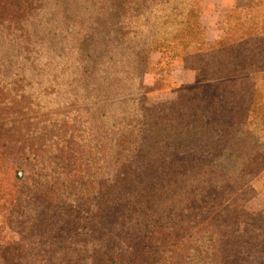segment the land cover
Masks as SVG:
<instances>
[{"label":"rangeland","instance_id":"rangeland-1","mask_svg":"<svg viewBox=\"0 0 264 264\" xmlns=\"http://www.w3.org/2000/svg\"><path fill=\"white\" fill-rule=\"evenodd\" d=\"M189 4L199 12L191 27L185 24ZM201 9L197 0H0V159L11 166L7 183L15 175L23 186L21 211L28 216L19 231L43 220L47 233L41 245L31 240L22 248L29 256L23 264H87L83 258L94 253L98 259L108 255L97 264H109L112 257L115 264H127L143 235L119 241L120 227L98 221L100 192L118 174L153 165L157 169L149 173L162 178L156 195L144 198L150 204L145 214L153 217L168 197L165 185L173 174L181 184L200 170L224 169L219 157L234 139L240 147L229 149L233 155L251 153L248 184L237 194H215L205 209L177 206L172 251L156 264H214L217 231L206 223L231 203L230 215L238 208L247 215L234 227L236 235H251L264 220V78L254 79L258 91L247 130L230 127L235 117L226 110L231 113L240 101L221 98L230 93L222 81H206L200 60L187 56L212 51L219 42L215 31L213 37L203 28ZM235 18L239 14L231 15V30ZM229 57L221 58L228 69ZM238 64L242 69L243 62ZM197 87L200 94L186 95ZM143 123L157 127L155 159L145 150ZM207 159L214 164L199 167ZM107 207L103 202L100 217L109 223L112 217L101 216ZM196 207L197 225L191 223ZM5 217L0 214V222ZM58 231L68 236L53 240Z\"/></svg>","mask_w":264,"mask_h":264},{"label":"trees","instance_id":"trees-1","mask_svg":"<svg viewBox=\"0 0 264 264\" xmlns=\"http://www.w3.org/2000/svg\"><path fill=\"white\" fill-rule=\"evenodd\" d=\"M251 1L252 0H247V3L250 4L249 9H254ZM188 8L191 9H187L185 12V24L191 27L195 24V19L199 12L197 9L193 10L191 4H189ZM243 13L244 12L233 13L237 15L239 14V19L235 18L234 20L235 27L238 25V20H244L245 15H243ZM231 15L227 17V21L223 27V37L214 50L207 52L199 51L198 53H195L196 55L189 54L187 56H196L197 60H200L197 66L199 68L203 67V70H205L206 73H203V75L208 77V79L205 78L206 81H222L220 87H223V89L226 88L230 93H220L221 98L223 95H226V98L228 97L227 99L229 100L237 98L240 101L237 104H234L238 106L233 107L231 113L229 110L226 111L229 114H233L235 117V126L230 127L239 126L240 128H245L248 120L250 121L251 106L254 103V96L258 91L254 79L260 77L261 79L264 78V40H260V37H251L253 33L255 34L257 32L255 30L247 31L236 28L235 30H231ZM231 35L233 36L232 40L230 39L232 38ZM241 35L247 36L248 43L245 47L239 48V40H241L239 37ZM228 41H231V43L227 44ZM238 51H242L243 56L240 57V52ZM223 54L230 56L227 61L232 64V68L228 69L229 63L225 65L221 63ZM240 61L243 62L242 69H239L238 66V62ZM207 62L208 64H203ZM199 71L201 72L202 70ZM238 89L241 90L240 93L237 92ZM194 93L200 94L201 88L197 87L192 89L188 91L186 95H192ZM185 101L186 100H184V102ZM189 102L190 99L187 100L188 104ZM200 102L203 103L204 101L200 100ZM184 115L187 117V113H184ZM195 125H199V123ZM142 127L149 137L145 142L147 144L145 150L153 153L154 155L151 156V159H155L159 147V137L156 135L158 132L157 127L148 125L147 123H143ZM245 130H247V127ZM228 136L229 135L227 134L224 138L227 139ZM233 141L234 142L229 143L228 147L227 145L224 147L226 155L219 157L226 163L224 169L220 170L219 168H215L213 172L200 170L193 173L191 179H188L181 184L178 180L179 175L173 174V179L168 181L165 185L168 197L162 201L163 204L161 205L159 214L154 215L153 217L145 214H150L147 210V206L150 204L144 200V198L148 196L156 195L158 184L162 182L161 176L155 178L157 175L156 172L149 173L151 167L156 168L153 165L147 166V169L144 171L147 174L144 172L134 174L127 173L125 175L118 174L119 180H116L115 184L110 187L109 190H102L100 192L98 196V221L102 222V224H106L108 227L113 223L120 227V236L117 237L119 241L127 240L131 233L133 236L128 238L130 241L143 235L141 238V244L137 243L135 250L132 251L129 256L131 260H129L127 264H156L159 260H163L166 255L170 254L172 250L170 249L171 247L169 244L175 242V240H171L174 237L172 233L173 230H178L175 229L174 220L172 218L173 212L177 206L181 204H188L191 206L195 203L202 206L201 209H205L206 207L213 205L215 199H212V197L215 194H220L222 197L227 194L228 196L234 193L237 194V190H239L241 186H246L248 184L249 175L245 170V164L250 161L251 153H244L236 157L231 151H229V149L232 148L233 150L236 147H240V145L236 143L238 139H234ZM174 143L175 142L169 140V147L173 146ZM233 157L235 158L232 160ZM170 164L171 163H168V165ZM203 164H205L204 167L212 166L214 161L207 159L206 162H201L199 167L203 166ZM8 175L11 176V166L8 163H5L4 159L1 158L0 214H5L6 217L5 220L0 222L2 225L0 227V264H23L24 260L29 256L27 253L22 252V248L27 247L31 240H33L30 243L32 246L41 245L44 238H46L47 233L43 230V223H45L43 220H40L39 223L33 222L30 227L23 229L24 231H19L20 229H18V226H24V221L28 216L27 213H25L26 210L24 212L21 211L23 204V202L21 203L23 186L19 185V182L21 181H19V178L15 175L13 177V183L8 184V179H12L9 178ZM162 175L166 177L168 174L166 175L162 173ZM131 177H134L135 179L131 180ZM197 184L199 187L196 186ZM206 195L208 197H205ZM39 198L42 197L39 196ZM173 200H179V202L172 203ZM134 201H137V204H135ZM103 202L108 204V207L106 208L105 213L101 214V216L112 217L109 223L103 221L100 217ZM233 205L234 204L231 203L229 206H226L216 219L210 220L206 223L207 227L215 229L218 233L215 234V237H217L216 243L211 246L213 263L264 264V220H261L260 225L256 228L257 232H260L258 235H255L256 229L254 233L252 232L249 236L236 235L235 232H232L233 229H235L234 227L237 223L243 221L244 218L246 219L247 215L246 213L239 211L240 208L236 210L232 209L231 212L233 213L235 211V213L230 215L229 209H231ZM196 209V214L191 223L197 225L201 220V215L200 208L196 207ZM14 218H17V222L15 221V227H12ZM184 226L185 224H182V227ZM29 229L33 231L28 233ZM57 235L58 237H53V240H64V238L68 236L66 234L63 237V234L60 231H58ZM41 252L42 251L36 254L35 257H38ZM18 253H20V255L16 256ZM55 256L56 255H49V261L54 260ZM97 257L98 254L94 253L91 258L83 259L88 260L87 264H97L100 260L103 262L108 255H102L101 259H98ZM108 262H110L109 264H115L113 257L110 258Z\"/></svg>","mask_w":264,"mask_h":264},{"label":"crops","instance_id":"crops-1","mask_svg":"<svg viewBox=\"0 0 264 264\" xmlns=\"http://www.w3.org/2000/svg\"><path fill=\"white\" fill-rule=\"evenodd\" d=\"M201 6V22L203 28L213 34L217 33V40L223 37V27L227 21V17L233 13L244 12L245 18L243 21L238 20L236 29L255 30L251 37H260L264 40V0H252L254 9H249L250 4L247 0H197ZM248 15V17H247ZM210 33H207L209 37ZM206 41H210V39ZM239 48L245 47L248 43V38L245 35L239 37Z\"/></svg>","mask_w":264,"mask_h":264}]
</instances>
